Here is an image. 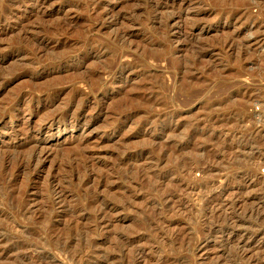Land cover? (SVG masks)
I'll return each instance as SVG.
<instances>
[{
  "label": "rangeland",
  "instance_id": "rangeland-1",
  "mask_svg": "<svg viewBox=\"0 0 264 264\" xmlns=\"http://www.w3.org/2000/svg\"><path fill=\"white\" fill-rule=\"evenodd\" d=\"M52 1L45 13H40L38 18L30 19L29 15L33 10L32 1L27 0L25 6L22 5V9L19 10L15 5L19 4V0H0V28L12 29V32H0V109H2L1 106H4L7 110L6 117L4 116L0 121V144L3 147L18 145V142L20 144L26 142L25 139H34L38 145V151H41V159L39 158L38 162L42 166V170L37 173V180L32 181L28 173L24 174L26 176L22 175L23 177L18 179L20 183L17 181L18 183L16 182L13 189L12 187L6 188L3 194L4 199L0 194V201L7 202L6 195L16 193V191L21 192L24 188L21 186L23 183L27 182L32 187L24 196V203L29 204L27 205V218H13L7 208H5L6 211L0 209L4 211L0 215V264H76L69 262L68 257L83 247H85L88 257L85 256L82 264H264V102L262 99L264 91V0H201L202 2L198 0L201 2L199 7L192 4L189 10L185 11L178 9L177 1L172 0ZM196 1L194 0L193 3ZM193 7L195 8L193 9ZM198 8L214 11L199 15ZM238 11L242 15H239L237 19L233 16ZM106 15L108 16L106 17ZM170 16L175 18L173 20L168 18V20L167 17ZM176 16H180V18L176 19ZM101 17L104 19L103 26L89 28L99 22ZM28 20L30 21L27 22ZM183 20L188 23L185 24ZM232 20L234 25L227 26ZM57 25L61 27L60 32H51V29ZM27 29L28 31H26ZM90 29L95 31L88 32L87 30ZM116 35L126 36V38L119 41ZM36 37L45 38L44 46L47 47L48 53L46 51L42 56L39 54L38 58L31 56V59H34L31 61L30 58H24L22 55L25 56L24 54L32 49L30 48L33 47L31 40ZM232 38L235 39L234 46L226 47L224 42ZM258 41H262L261 44H257ZM95 46H101L104 52L101 55H92L86 61L85 68L81 67L82 56L88 49ZM235 48L237 49L235 50ZM65 52L67 54L72 52L71 56L73 57L63 60L62 66L60 65L57 69L43 66L49 63L52 58ZM156 54L157 56H154ZM115 55L120 59L118 60ZM151 56L159 58L153 60ZM187 60L191 65L193 64L192 66L196 70L190 76V70L194 71V67L184 69L188 72V77L185 76L187 73L182 70V62L187 63ZM40 61L41 66L38 67ZM97 62L107 66L109 64V67L117 63L122 66L134 63L136 67L123 74L115 70L111 77L103 75L104 79L102 78V80H107V82L110 80V82L106 84L105 88H98L99 91L96 90L94 93V91L91 92L90 85H84L78 80L80 76H86V72L97 66ZM34 67L35 69H33ZM66 67L71 70L65 71ZM167 68H170V71ZM76 74L79 79L75 77ZM55 76L57 81H54ZM58 76H61V80L64 81L58 80ZM73 76L77 79L74 80ZM182 76L191 77L192 80H190L194 81L191 83L193 85L191 88L196 90L199 86L197 90L201 91L200 96L198 95L199 98L195 99L196 103L192 100V105L188 97L191 84H188V79L185 77L184 79ZM150 77L153 82L149 81ZM183 79L185 83L182 82ZM72 80L73 83H71ZM34 81H37L35 85L30 84ZM94 81L92 80V82ZM160 81L164 82L163 85L165 83L167 85L166 92H160V95L166 97L167 106L170 107L156 106L152 112H163L168 114L166 117L164 115L160 119L154 120L153 123H143L142 121H145L147 115L134 114L133 118L131 117L128 122L122 124L121 119L128 115L127 109L122 107L121 112L123 113L119 111L117 117L113 116L116 117V120L110 115L114 106H117L120 101L125 102L127 96L133 93L131 85L145 83L147 88L154 89L158 88L157 82ZM92 82L90 81V84ZM50 84L58 85L57 88L64 92L58 100L53 102V107H57L58 112L71 110L74 107L73 104L64 106L74 90L88 95L90 100L78 105L79 108L73 116L67 117L66 120L57 119V122L55 120L52 125L40 121L42 120L40 118L48 113L41 111L42 104L36 103L38 101L36 99L31 107L32 111H25L23 106L17 105V103L12 105L13 107H6L7 102L2 101L8 97L7 94L12 98L15 95L32 93V91L36 98H40L44 88ZM152 84L153 86H151ZM160 84L162 85V83ZM177 86L180 87L177 88ZM195 86L197 88H194ZM159 91L158 88L157 92ZM183 95L189 100L185 101ZM9 97L6 100L11 99ZM184 101L189 102V106L187 104L184 106ZM216 101L219 102L217 107L212 111H204L205 103ZM142 106L140 105L133 113ZM9 109L11 110L9 111ZM56 109L55 111H57ZM37 115L40 117L38 118ZM189 116L198 119L195 124V126L199 125L195 127L197 129L191 122L194 118L191 117V120ZM187 117L190 118V121ZM11 119L14 120L10 121ZM185 119L186 122L191 123L187 122L186 124ZM166 125H169L176 134L172 130L163 132ZM26 128L32 129V132L21 133ZM192 129L194 130L192 131ZM139 130L144 136L132 139L133 134ZM152 137L155 141L149 140ZM210 138H214V142L209 141ZM11 141H16L14 142L16 144ZM80 143L82 145L88 143L83 146L96 161L103 158L114 159L117 156L115 159L116 162L119 161L120 165L135 163L136 168L132 166L133 169H131L133 174L142 172L139 171L140 168L146 170L150 168L149 171H146L149 173L157 171L158 176L163 177L160 192L170 188L171 182L177 181L180 185H185L182 188L183 191L177 192V197L175 196L174 200L175 204H180V210L176 209L175 212L172 210L171 214L166 212L171 215L168 216L170 219L156 221L157 223H153L150 228L138 227L140 220H143L144 214L151 208V203L155 199V194L146 195L148 189L141 186L142 188L133 189L132 196L136 197L132 200L134 199L135 204H132L133 207L130 208L131 205L129 210L120 209L121 211L118 210L113 214L111 210H108L106 217L102 215L99 222H87V224L80 222V224L71 226L68 223L71 216L82 218L93 213V209L83 212L73 211L71 205L80 195L78 189L73 187L74 185L72 186L73 192L70 191L71 186L64 189L66 202L61 203L62 195L59 194L63 184L59 182V179H62V175H64V173L62 174L65 166L63 163L64 154ZM175 143L179 145L175 146ZM168 144H172L173 146H170L173 148L167 147ZM120 145L123 146V150L127 148L128 151L130 149L129 153H136L137 157L125 156L124 158L120 156L119 153L122 150ZM180 145H185L181 152L184 153L185 150L188 152L182 155L179 151L182 157L192 155L195 152V150L192 151L195 146H197L195 149L199 147L198 150H200L197 155L193 154L197 158L193 157L196 166L192 165L190 172L184 174L187 178L183 175L178 177L172 169V165L179 155L176 154V157H173L172 151L176 149L174 152L179 153L177 148ZM149 148L154 149L151 154L140 156L137 153L141 149ZM57 150L62 153V156L58 152L56 153ZM167 150L169 158L173 153L171 158L173 160L167 158L168 156L167 159L159 158ZM152 155L154 156L152 157ZM61 157L64 159L63 161H61ZM90 171L92 175L96 174L94 171ZM91 172L88 176H92ZM123 172L122 169L120 172L117 169L114 174L117 176H112L115 184L119 185L116 192L112 191L116 195H119V192L123 191L127 185L125 182L127 174ZM52 174H55L56 180L49 178ZM118 175H122V177ZM61 179L60 181L63 182ZM256 182L262 186V196L259 190L261 187L252 186ZM24 184L23 186H25ZM96 184L95 181L90 184L91 194L88 199L94 200L97 197L102 198V201L111 202L112 200V202L122 205L123 201L119 202L116 195H113L106 187H99L100 185L96 187ZM110 184L109 181L108 185ZM41 189L44 191L42 192ZM128 189L127 185L124 190ZM2 201L0 203L4 202ZM50 202L55 203L52 213H50L52 221L49 220V225H54L55 232L65 233L68 231L69 225L73 227L71 232L76 239L74 238L68 247H63L61 243L48 241V236L42 233L45 224L38 223L41 215L39 210L43 204L47 205ZM4 203L0 204L1 208L5 207ZM163 204L158 208L160 214L165 213L164 210H167L166 207L170 203ZM94 211L97 212V208L96 210L94 208ZM39 230L42 231L39 233ZM34 231H38L37 235H31L30 232ZM79 231H82V237L78 235ZM44 242H46L45 246ZM90 252L93 254H89ZM79 264L81 263L79 262Z\"/></svg>",
  "mask_w": 264,
  "mask_h": 264
},
{
  "label": "bare ground",
  "instance_id": "bare-ground-1",
  "mask_svg": "<svg viewBox=\"0 0 264 264\" xmlns=\"http://www.w3.org/2000/svg\"><path fill=\"white\" fill-rule=\"evenodd\" d=\"M26 1L27 0H19V4H15L16 6H18V8H19V10L20 9H22L21 7H22V5H24V4H26ZM28 1H32V7H33V10H32V12L30 13V15H29V17H30V19L31 18H38V16H39V14L40 13H45V11L50 7V4H52L51 2H53L52 0H28ZM171 1V0H170ZM172 1H177L176 2V6H177V8L178 9H180L181 11H185V10H189V8L191 7V5L192 4H196V6L195 7H199L200 6V4H201V0H199V1H201V2H199L198 0L195 2V3H193L194 2V0H172ZM226 1V0H225ZM258 1H261V0H258ZM18 2V1H17ZM211 2V1H210ZM29 5V4H28ZM150 5V4H149ZM148 5V6H149ZM25 6V5H24ZM101 6V5H100ZM99 6V7H100ZM146 6H147V4H146ZM194 6V5H193ZM151 7V6H150ZM149 7V8H150ZM154 7V10L156 11L157 9H156V6L154 5L153 6ZM152 7V8H153ZM158 7V6H157ZM195 7H193V9L195 8ZM25 8V7H24ZM100 9V8H99ZM214 10H210V9H203V8H198V10H197V12L199 13V15H205V14H208V13H212ZM240 11H242V10H240ZM172 15L173 14H175V13H171ZM239 15H242L241 13H239V11H238V13H235L234 14V16L233 17H235V18H237ZM247 15V14H246ZM27 16V15H26ZM108 15H106V17H107ZM246 17V16H245ZM112 18H113V16H112ZM174 19L175 17H172V16H170V17H167V19ZM180 18V16H176V19H179ZM239 18V17H238ZM237 18V19H238ZM1 19V18H0ZM114 19V18H113ZM115 19H116V17H115ZM166 19V20H167ZM168 19V20H169ZM183 19V18H182ZM25 20H27V19H25ZM99 20V19H98ZM30 20H28L27 22H29ZM103 21H104V19H103V17H101V20L99 21V22H97V23H94V25L93 26H91V27H89V28H94V27H99V26H103L104 24H103ZM162 21V20H161ZM184 21V20H183ZM94 22H96V21H94ZM170 22V21H169ZM184 23L185 24H187L188 22H185L184 21ZM23 24V23H22ZM25 24V23H24ZM93 24V23H92ZM233 26L234 24H233V20L232 21H230L228 24H227V26ZM198 26V25H197ZM20 27V26H19ZM18 27V28H19ZM15 28V27H14ZM17 28V27H16ZM88 28V27H87ZM86 28V29H87ZM96 29H98V28H96ZM12 29H8L7 27H2V28H0V32H7V31H11ZM60 30H61V27H59V25H57V26H54L52 29H51V32H60ZM95 31L94 29H90V30H87L88 32H91V31ZM14 31V30H13ZM26 31H28V29L26 30ZM30 31V30H29ZM86 31V32H87ZM92 31V32H93ZM12 32V31H11ZM23 32V31H22ZM47 32H50V31H47ZM128 36V35H127ZM35 38V37H34ZM116 38H119V41L120 40H123V39H125L126 38V36H121V37H119V35L117 36L116 35ZM28 39V38H27ZM30 39V38H29ZM28 39V40H29ZM31 39H33V38H31ZM45 38H43V37H36V39H34V40H31V44H33V47L31 46L30 48H32V49H29V51L28 52H26V54H24L25 56H23L22 54V57H26V58H30L31 59V56H36V58H38V56H39V54H41V56L43 55V53L45 52L46 53V49H47V47L46 46H44V42H45V40H44ZM34 41V42H33ZM117 42V41H116ZM234 42H235V39L234 38H232V39H230V40H228V41H225L224 43L226 44V47H230L231 45V47H233L234 46ZM261 42L262 41H258V43L257 44H261ZM91 44V43H90ZM89 44V45H90ZM224 45V44H223ZM223 47V46H222ZM225 47V48H226ZM61 48V47H60ZM201 48H202V46H201ZM204 48V47H203ZM224 48V47H223ZM238 48V47H237ZM237 48H235V50L237 49ZM77 49V48H76ZM227 50V49H226ZM56 52L58 51V50H55ZM70 51V50H69ZM72 51V50H71ZM76 51V50H75ZM68 52V51H67ZM74 52V51H73ZM76 52H78V51H76ZM104 52V50H103V48L101 47V46H95V47H91L90 49H88L86 52H85V54L82 56V60H81V62H80V64H81V67L83 66H85V63H86V61L87 60H89L91 57H92V55H101L102 53ZM24 53V52H23ZM47 53H48V51H47ZM66 53V52H65ZM65 53H61L62 55H58V56H56V57H54V58H52V60L51 61H49V63H47V64H45V65H43V66H48V67H52V68H56L57 69V67H59L60 65H61V62L63 61V60H67L68 58L69 59H72L71 57H73V56H71V53L72 52H69V54H65ZM108 53V52H107ZM111 53V52H110ZM55 54H57V53H55ZM77 54V53H76ZM20 55V56H21ZM45 55V54H44ZM72 55H74V54H72ZM107 55V54H106ZM116 56V55H115ZM121 56V55H120ZM123 56V55H122ZM154 56H157V54L156 55H154ZM154 56H151V58L153 59V60H156V59H158L159 57H154ZM160 56V55H159ZM200 56V55H199ZM18 57V56H17ZM76 57V56H75ZM79 57V56H78ZM104 57V56H103ZM150 57V56H149ZM149 57H147V58H149ZM204 57V56H203ZM33 58V57H32ZM35 58V57H34ZM102 58V57H101ZM116 58H117V56H116ZM156 58V59H155ZM171 58V57H170ZM198 58V57H197ZM196 58V59H197ZM118 59V58H117ZM120 59V58H119ZM118 59V60H119ZM172 59V58H171ZM199 59V58H198ZM198 59H197V61H198ZM201 59V58H200ZM203 59V58H202ZM32 60H34V59H31V61ZM38 60V59H37ZM115 60V59H114ZM185 62H186V60H184ZM182 62L183 64H182V70H183V72L185 73L186 72V70H187V67H190L191 68V66L193 65H191L190 64V62H189V64H188V62L187 63H185V62ZM194 61V60H193ZM38 62V61H37ZM36 62V63H37ZM78 62V61H77ZM112 62V61H111ZM169 62H170V60H169ZM172 62V61H171ZM40 63H41V61L39 62V66L38 67H40L41 65H40ZM100 63V62H99ZM108 63H109V61H108ZM114 63V62H113ZM195 63H197L196 62V60H195ZM38 64V63H37ZM44 64V63H43ZM97 64V66H95V67H93L91 70H89L88 72H86L85 74H87L86 76L84 75L83 77L82 76H80L79 78L77 77L78 76V74H79V72H80V69H79V71H77V73L78 74H76L75 75V77H77L79 80L78 81H81V82H83L84 83V85H90V87H91V92H93L94 91V93H96L95 91L96 90H98V88H101V87H106V84H108L109 82H110V80H109V82H107V80H105V81H103L102 80V78L104 79V76L103 75H108V76H110L111 77V75L112 74H114L113 72H115V70H117L118 72H120L121 74H123V73H125L126 71H131L132 70V68H134V67H136V66H134L135 64L133 63V65L131 64V65H121L120 63V65L117 63L116 65L115 64H113V66H110L109 67V64H108V66L105 64L104 65V63H100V64H98V62L96 63ZM111 64V63H110ZM181 65V64H180ZM180 65L178 66V68L180 67ZM42 66V67H43ZM62 66V65H61ZM171 66V65H170ZM196 67H197V65H195ZM37 67V68H38ZM168 67V66H167ZM192 67H194V66H192ZM78 68V67H77ZM85 68V67H84ZM33 69H35V67L33 68ZM46 69V68H45ZM168 69V68H167ZM170 69V68H169ZM168 69V70H169ZM172 69V68H171ZM184 69H186L185 71H184ZM12 70H15V69H12ZM37 70V69H36ZM62 71H63V69H61ZM69 70H71L69 67H66L65 68V71H69ZM60 71V70H59ZM170 71V70H169ZM168 71V72H169ZM177 70H175V72H176ZM192 71H193V69H192ZM191 70H190V72H191V74H190V76L191 75H193L194 74V72L196 71L195 70V67H194V71L192 72ZM16 73H18L17 71H15ZM14 72V73H15ZM64 72V71H63ZM76 72V71H75ZM172 72V71H171ZM10 73V72H9ZM14 73H12V74H14ZM170 73V72H169ZM172 73H174V72H172ZM177 73V72H176ZM187 73V75H185V76H187L188 77V72H186ZM24 74V73H23ZM27 74V73H26ZM181 74V73H180ZM10 75V74H9ZM19 75V74H18ZM60 75V74H59ZM81 75V74H80ZM83 75V74H82ZM174 75H175V73H174ZM173 75V76H174ZM184 75V74H183ZM14 76V75H13ZM31 76H32V74H31ZM61 76H63L64 77V75H62L61 74ZM61 76H58V80L60 79L61 80ZM69 76V75H68ZM184 76V77H185ZM66 77H67V75H66ZM65 77V78H66ZM72 77V76H71ZM74 77V76H73ZM73 78L74 80L75 79H77V78ZM89 77V78H88ZM183 77V76H182ZM183 77V78H184ZM32 78H34V77H32ZM38 78V77H37ZM57 77L55 76V79H54V81L56 80L57 81V79H56ZM68 78V77H67ZM116 78V77H115ZM114 78V79H115ZM175 78V77H174ZM186 78V77H185ZM184 78V79H185ZM193 78V77H192ZM12 79V78H11ZM31 79V78H30ZM64 79V78H63ZM110 79V78H109ZM145 79V78H144ZM147 79V78H146ZM184 79L182 80V82H184L185 83V81H184ZM186 79H188L187 81H188V84H191L192 82H194V81H191L192 79H191V77H189V78H186ZM191 79V80H190ZM193 79H195V78H193ZM66 80V79H65ZM69 80H71V79H69ZM92 80L94 81V82H92ZM119 80V79H118ZM151 80V77H150V79H149V81ZM153 80V79H152ZM151 80V81H152ZM196 80V79H195ZM32 81V80H31ZM53 81V82H54ZM61 81H64V80H61ZM90 81L92 82V84H90ZM145 81V80H144ZM155 81V80H154ZM163 81V80H162ZM180 81V80H179ZM37 81H34L33 83L31 82L30 84H34L35 85V83H36ZM52 82V83H53ZM67 82H70V81H67ZM81 82H80V84H81ZM146 82V81H145ZM153 82V81H152ZM198 81H196V83H197ZM55 83H57V82H55ZM60 83H62V82H60ZM71 83H73V80H72V82ZM144 83V82H143ZM142 83V84H143ZM148 83V82H147ZM160 83H162V85L160 84ZM163 83L164 82H157V86H158V88H159V92H157V90H158V88H156V91H154L155 90V88L154 89H151V87H149V88H147V84H143V85H131V86H133V93H131V94H129L128 96H127V99L125 100V102H122V101H120L118 104H117V106H114L113 108H112V114H110L112 117L113 116H116L117 115V113L120 111H122V107L124 108V109H127V113H128V115L124 118V119H121V123L122 124H124V123H126V122H128V120L129 119H131V117L133 118V115L134 114H139L140 116L142 115V114H145V115H147L146 117H145V121H142L143 123H153L154 122V120H158V119H160L162 116H164V117H166L167 115L166 114H164L163 112H152V111H154L155 110V107L157 106H166V107H170V106H167L168 104H167V100H166V97L165 96H163V97H161L162 95H160V92L161 93H164V92H166V89H168V88H166L167 87V85H166V83H165V85H163ZM180 83H181V81H180ZM179 83V84H180ZM195 83V85H197ZM64 84V83H63ZM111 84H112V82H111ZM139 84V83H138ZM150 84V83H149ZM154 84V83H153ZM153 84L151 85V86H153ZM155 84H156V82H155ZM186 84H187V82H186ZM185 84V85H186ZM187 84V85H188ZM198 84H199V82H198ZM33 85V86H34ZM37 85V84H36ZM61 85V84H60ZM59 85V86H60ZM186 85V86H187ZM192 85V84H191ZM190 85V89H192L191 91H190V89L188 90L189 91V98H190V103H191V105H192V103H193V101L195 102V99H198L199 97H198V95H199V93L201 92V91H199V90H197V89H199V86H198V88H197V86H195L194 88H197L196 90L194 89L193 90V88H191V87H193V85L191 86ZM200 85V84H199ZM73 86V85H72ZM75 86V85H74ZM180 86H182L181 84H180ZM180 86H177V88L178 87H180ZM30 87H31V85H30ZM46 87V86H45ZM58 87V85H55V84H50V85H48L46 88H44V90L42 91V96L40 97V98H36L35 96H34V92L32 91V93H29L28 92V94H21V95H15V96H13L12 98L11 97H9V94H7L8 95V97L9 98H11V99H9V100H2V101H6L5 103V106L6 107H13L12 105H15L16 103H17V105L19 104V105H22L23 106V109L25 110V111H28V110H31V109H33V108H31L32 107V105H33V103H35L34 101H35V99L36 100H38L36 103H38V104H42V110L41 111H44V112H47L48 114L47 115H45L44 117H41L40 119H42V120H40L42 123H49V124H53V122L56 120V122H57V119H61V120H66L67 119V117H70L71 115L73 116L74 115V113H76V110L79 108L78 107V105H80V104H83V102L84 103H86V101H88V100H90L89 99V96L88 95H85V94H83V92L81 93V92H79L78 90H74L73 91V93H71L72 95H70V97H69V99L67 100V103L66 102H64V103H66L64 106H67V105H69V104H73V108H71V110H66V111H63V112H58V110L56 109L57 107H55V109L57 110V111H55V109H54V107H53V102L55 101V100H58L59 99V97H61V95L64 93L63 92V90L62 89H58L57 88ZM185 87V86H184ZM184 87H183V90H184ZM37 88V87H36ZM71 88V87H70ZM73 88V87H72ZM186 88V87H185ZM31 89H32V87H31ZM35 89V88H34ZM21 90V89H20ZM30 90V89H29ZM179 90V89H178ZM181 90V89H180ZM186 90V89H185ZM18 91V90H17ZM34 91H36V90H34ZM41 91V90H40ZM40 91H38V92H40ZM65 91V90H64ZM99 91V90H98ZM97 91V92H98ZM150 91V92H149ZM164 91V92H163ZM187 91V90H186ZM187 91V92H188ZM15 92V91H14ZM23 92V91H22ZM67 92V91H66ZM65 92V93H66ZM147 92H149L148 94H147ZM168 92V91H167ZM18 93V92H17ZM27 93V92H26ZM182 93H183V91H182ZM5 94V93H4ZM14 94H16V93H14ZM177 94V93H176ZM180 94V93H179ZM1 95V94H0ZM36 95V94H35ZM67 95H68V93H67ZM187 95V94H186ZM177 97H178V94L176 95ZM200 96V95H199ZM67 97V96H66ZM169 97V96H168ZM167 97V98H168ZM171 97V96H170ZM174 97V96H173ZM180 97V96H179ZM187 97V96H186ZM198 97V98H197ZM5 98V97H4ZM183 98H184V95H183ZM183 98H181V99H183ZM61 99V98H60ZM185 99V101H187V100H189V99H187V98H184ZM187 99V100H186ZM172 100V99H171ZM177 100V99H176ZM193 100V101H192ZM60 101V100H59ZM169 101V100H168ZM173 101V100H172ZM175 101V100H174ZM183 101V100H182ZM184 101V106L187 104L188 106H189V102L187 103V102H185ZM197 101V100H196ZM215 101V100H214ZM176 103V102H175ZM196 103V102H195ZM56 104H57V102H56ZM115 104V105H116ZM142 106L140 109H138V111L137 112H135V113H133V111H135V110H137V108H139V106ZM173 105H175L174 104V102H173ZM182 105H183V103H182ZM219 105V102H208L207 104L205 103V105H204V111L205 112H208V111H212L215 107H217ZM179 106V105H178ZM98 107V106H97ZM166 107H164V109H166ZM174 107V106H173ZM176 107V106H175ZM174 107V108H175ZM187 107V106H186ZM191 107V106H190ZM1 108L3 109H0V121L3 119V117L6 115V112H7V110L5 109V107L3 106H1ZM154 108V109H153ZM12 109V108H11ZM11 109H9V111L11 110ZM62 109V108H61ZM68 109V108H67ZM96 109V108H95ZM95 109H93V110H95ZM177 109V108H176ZM2 110V111H1ZM98 110H100V109H98ZM173 110V109H172ZM180 110V109H179ZM202 110V109H201ZM24 111V112H25ZM32 111V110H31ZM165 111H167V109L165 110ZM30 112V111H29ZM95 112V111H94ZM168 112H169V110H168ZM171 112V111H170ZM121 113H123V112H121ZM125 113H126V111H125ZM151 113V114H150ZM8 114V113H7ZM190 114V113H189ZM40 116L42 115V114H39ZM109 115V116H110ZM174 115H175V113H174ZM39 116V117H40ZM195 116V115H194ZM194 116H191V117H193L194 118ZM6 117V116H5ZM37 117H38V115H37ZM38 117V118H39ZM117 117V116H116ZM115 117V118H116ZM190 117V116H189ZM190 117V118H191ZM86 118V117H85ZM114 118V117H113ZM114 118V119H115ZM119 118V117H118ZM188 118V117H187ZM190 118H188V120L190 119ZM10 119V118H9ZM112 119V118H111ZM113 119V120H114ZM5 120V119H4ZM12 120H14V119H11L10 121H12ZM39 120V119H38ZM116 120V119H115ZM170 120V119H169ZM191 120H192V118H191ZM197 118H194V120L193 121H191L192 123H193V127L195 128V127H197V126H199V125H197V126H195V124H196V122H197ZM119 121V120H118ZM190 121V120H189ZM130 122V121H129ZM141 122V123H142ZM185 122H186V119H185ZM188 122V121H187ZM187 122H186V124H187ZM191 122H188V124L189 123H191ZM41 123V124H42ZM108 123H109V120H108ZM113 123H114V121H113ZM112 123V124H113ZM169 123V122H168ZM180 123V122H179ZM184 123V122H183ZM111 124V123H110ZM185 124V123H184ZM183 124V125H184ZM198 124V123H197ZM3 125V124H2ZM48 125V124H47ZM26 126V125H25ZM114 126V125H113ZM116 126V125H115ZM175 126V125H174ZM187 126V125H186ZM188 126H191V125H188ZM31 127V126H30ZM29 127V128H30ZM143 127V126H142ZM141 127V128H142ZM181 127H183V126H181ZM104 128H106V127H104ZM177 128V127H176ZM179 128V127H178ZM107 129V128H106ZM189 129H190V127H189ZM195 129H197V128H195ZM21 130V129H20ZM32 130V129H31ZM30 129H28V128H26V129H23V131L21 132V133H23V134H29L30 133V131H31ZM109 130V129H108ZM171 128H170V126L169 125H166V126H164V128H163V132L164 131H166V132H171ZM194 129H192V131H193ZM13 131H15V130H13ZM161 131V132H162ZM172 131H174V130H172ZM32 132V131H31ZM38 132V131H37ZM175 132V131H174ZM189 132L191 133V131L189 130ZM196 132V131H195ZM12 133H14V132H12ZM190 133H187V134H190ZM194 133V132H193ZM17 134V133H16ZM175 134H176V132H175ZM192 134V133H191ZM33 135H35V134H33ZM37 135V134H36ZM174 135V134H173ZM16 136V135H15ZM14 136V137H15ZM17 136H19V134H17ZM16 136V137H17ZM21 136H23L22 134H21ZM25 136V135H24ZM144 136V134H142L141 132H140V130H139V132L137 131V132H135L134 134H133V136H132V139H138V138H141V137H143ZM30 137V136H29ZM33 137V136H32ZM35 137V136H34ZM37 137H38V135H37ZM173 137V136H172ZM197 137V136H196ZM19 138V137H18ZM40 138V137H39ZM153 138V137H152ZM149 139L150 141L152 140V141H155V139L153 138V139ZM175 138H177V137H175ZM179 138V137H178ZM192 138V137H191ZM202 138V137H201ZM201 138H199V139H201ZM11 139H12V137H11ZM10 139V140H11ZM14 139H16V138H14ZM37 139V138H36ZM174 139V138H173ZM179 139H182L181 137L179 138ZM179 139H177V140H179ZM213 139L214 138H210L209 139V141H211V142H214L213 141ZM18 140V139H17ZM186 140V139H185ZM185 140H184V142H185ZM194 140H195V138H194ZM193 140V141H194ZM12 141H13V139H12ZM11 141V142H12ZM25 141L26 142H24L23 144L21 143L20 144V142H18V145H6V146H1V144H0V194L1 195H3L4 194V192H5V190H6V188L7 189H9V187L11 188L12 187V189H13V186H15V184H17L19 181H18V179L20 178V177H23L22 175H24V174H27L28 173V175H30V177L32 178V181H35V180H37L36 179V176H37V173L39 172V170H42V166H40L39 165V162H38V160H39V158H40V153H41V151H38L39 150V148H38V145H37V143H35L34 142V139H32V138H29V139H25ZM176 141V140H175ZM182 141V140H181ZM187 141V140H186ZM200 141V140H199ZM14 142H16V141H14ZM14 142H12V143H14ZM88 142V141H87ZM79 143V142H78ZM125 144H126V142H124ZM171 143V142H170ZM180 143V142H179ZM191 143V142H190ZM218 143V142H217ZM14 144H16V143H14ZM86 145L88 144V143H85ZM85 144H83V145H85ZM178 144V143H177ZM176 143L174 144L175 146L177 145ZM81 143L80 144H77V146L75 145V147L73 148V149H71L70 151H67V153L66 152H64V153H66V154H64L65 155V157H63V158H65V160L64 159H62V157H61V161H63L64 160V162L63 163H65V166H64V171L62 172V174L64 173V175H62V179L61 180H63V182L62 181H60V179H59V182L62 184L61 185V187H60V191H59V194H61L62 195V197L60 198L61 199V203H63V202H66V198H65V193H64V189L66 190V188H68V187H70L71 188V190L70 191H72V186L73 187H76L77 189H78V191H79V198L77 199V200H75L74 201V204H72L71 205V208L73 209V211L74 210H77V211H88V210H91L92 211V209H93V213L95 212L94 211V208H95V210H96V208H97V212H95L94 214L93 213H90L91 215L93 214V216H91V215H85V216H83L82 218H74V217H70V219L68 220V223L72 226V225H75V224H77V223H79L80 224V222H82V224H87V222H99V219L101 218V216L103 215L104 217H106L105 215H106V213H108V210H111V213L113 214L114 212H118V210H129L128 208L133 204H135L134 202V199L132 200V198H134V197H136V196H132V192H133V189H136V188H138V187H141V186H145L147 189H148V192L146 193V195H148V194H155L154 196H155V199L152 201V203H151V211H150V209H148V211H150V212H148L147 211V213H145V211H144V216H143V220H140V222H139V225H138V227H141V228H150V227H152V225H153V223H157L156 221H161V219H167V218H169L171 215H168V214H166V212H170V214H171V211L173 210L174 212L175 211H177V210H180V204L178 203H174V202H176V201H174L175 200V196L177 197V192H180L181 190H182V188H184V186L185 185H180V183L179 182H171V187L170 188H168V189H166L165 191H161L160 192V186H161V180L163 179V177L162 176H158V174H157V171H155V172H152V173H149V172H146V171H149V169H142V168H140L139 169V171H142V172H139V173H132L131 171V169H133L132 168V166H134L135 165V163L134 162H131V164H121L120 165V163H119V161L117 160V162H116V157L113 159V158H107V159H104L103 158V156H102V160H100V161H96V159H94L93 157H92V155L90 154V152L89 151H87L86 150V147H84ZM123 145V144H122ZM122 145H120V146H122ZM170 145H172V144H170ZM169 144L167 145V147L168 146H170ZM179 145V144H178ZM124 146V145H123ZM123 146L121 147V149L123 148ZM173 146V145H172ZM172 146H170L171 148H173ZM184 146L185 145H180V146H178V148H177V151L179 152H181L182 151V149H184ZM188 146V145H187ZM40 147V146H39ZM125 147V146H124ZM192 147V146H191ZM197 146H195V148H196ZM41 148V147H40ZM44 148V147H43ZM153 148V147H152ZM166 148V147H165ZM170 148V149H171ZM174 148H176V147H174ZM194 147H193V149H192V151L193 150H195V152L194 153H192V151H191V149H190V151H191V153H192V155H189V154H187V155H189V157L187 156V157H185V156H183L182 157V155L186 152V153H188L186 150H185V152L183 153V152H181V154H180V152L179 153H175L174 151L176 150H174V151H172L173 153H171V157L169 158V154H168V150L165 152L164 151V153L162 154V157H159V158H162V159H167V158H169V159H171L172 158V154L174 155L173 157H176L175 155L176 154H179L176 158H178L177 160H176V162L172 165V169L175 171L174 173L175 174H177L178 175V177H180V175H183L184 176V174L186 173H189L190 171V169H191V167H192V165H194L195 164V160H193V157L195 156V158H196V155L198 154L197 152H199L200 150H198V148L197 149H195ZM69 149V148H68ZM127 149V148H126ZM125 148H124V150L122 151L121 150V152L119 153V155L120 156H122V157H124L125 158V156H129V157H137L136 156V153H134L133 154V152H131V153H129L130 152V149H129V151H128V149L126 150ZM41 150H42V148H41ZM117 150H119V148H117ZM116 150V151H117ZM134 150V149H133ZM132 150V151H133ZM173 150V149H172ZM188 150V149H187ZM43 151V150H42ZM128 151V152H127ZM154 151V149H151V148H149V149H147V150H140V151H138L137 153L138 154H140V156L141 155H143V156H146L147 154H151V152H153ZM171 151V150H170ZM169 151V152H170ZM176 151V152H177ZM201 151H202V149H201ZM58 152V150L56 151V153ZM61 152V151H60ZM196 153V155H193V154H195ZM58 154L60 155L61 154V156H62V153H59L58 152ZM113 154V153H112ZM168 154V155H167ZM63 155V156H64ZM115 155H116V153H115ZM118 155V156H119ZM133 155V156H132ZM105 156V155H104ZM113 156H114V154H113ZM154 155H152V157H153ZM168 156V157H167ZM181 156V157H180ZM110 157V156H109ZM152 157H150V158H152ZM167 157V158H166ZM119 158V157H118ZM127 158V157H126ZM156 158H157V156H156ZM194 158V159H195ZM41 159V158H40ZM121 159V158H120ZM130 159V158H129ZM158 159V158H157ZM157 159L155 160L156 162H157ZM197 159V158H196ZM127 160V159H126ZM150 160V159H149ZM171 160H173V159H171ZM175 160V159H174ZM133 161V160H132ZM151 161H153V160H151ZM154 161V162H155ZM161 161V160H160ZM164 161V160H163ZM154 162H153V165H154ZM155 162V164L157 165V163ZM62 163V162H61ZM197 163V162H196ZM58 164H60V163H58ZM64 165V164H63ZM121 166V167H120ZM138 166V165H137ZM195 166H196V164H195ZM119 167H120V169H119ZM135 167V166H134ZM136 168V167H135ZM135 168H134V170H135ZM147 168V167H146ZM160 168V167H159ZM194 168V167H193ZM196 168V167H195ZM117 169L119 170V172H120V170L122 169L124 172V174H127L126 175V183H127V185H128V187H129V189L127 190V191H125L124 189H126V187H127V185H126V187H124L123 188V191H120V189H119V195L117 194H114L112 191L113 190H115V192L117 191L116 189H118L119 187V185L118 184H115V181L112 179L113 177L112 176H117V175H114V174H116V171H117ZM171 169V170H172ZM57 170V169H56ZM90 170H92V171H94L96 174L95 175H92V172L90 171ZM133 170V171H134ZM60 171H62V170H60ZM136 171V170H135ZM134 171V172H135ZM138 171V170H137ZM189 171V172H188ZM56 172V171H55ZM89 172H91V174L90 175H92V176H88V174H89ZM264 173V172H263ZM49 174V173H48ZM118 174V173H117ZM55 175V174H54ZM53 174L51 175V177L49 176V178H52V179H55V176H54ZM57 175V174H56ZM24 176H26V175H24ZM118 176H121L122 177V175H118ZM184 177H186V176H184ZM190 177V176H189ZM30 178V179H31ZM187 178V177H186ZM57 179V178H56ZM55 179V180H56ZM116 179V178H115ZM119 179V178H118ZM26 180V179H25ZM24 180V182H26ZM27 180H28V178H27ZM120 180V179H119ZM124 180H125V178H124ZM189 180V179H188ZM191 180V179H190ZM18 181V182H17ZM93 181H95V183H97L95 186L97 187V185H100L99 187H106L109 191H111L112 193H113V195H116L115 197H118V199H119V202H120V200L121 201H123V202H121V204L122 205H118L116 202H112V200H111V202L110 201H102L101 199H99V198H97V197H95L96 199H88V198H90V194H91V192H90V184L93 182ZM109 181H110V185H108L109 184ZM116 181H118L117 179H116ZM192 181V180H191ZM17 182V183H16ZM22 182V181H21ZM47 182V181H46ZM51 182V181H50ZM49 182V183H50ZM53 182H55L54 180H53ZM58 182V183H59ZM119 182V181H118ZM117 182V183H118ZM124 182V183H125ZM186 182H187V180H186ZM190 182V181H189ZM20 183V182H19ZM36 183V182H35ZM125 183V184H126ZM262 183V182H261ZM24 184V183H23ZM23 184L21 185L22 187H24L23 188V190L21 191V192H17L16 191V193H11V194H7L6 195V200H7V202H5L4 200V205H5V207L3 206V208H1L0 207V209H4L5 211H6V209L5 208H7V210H9V213L10 214H12V216H13V218L14 217H16V218H18V217H26L27 215H26V213H27V211H28V208H27V205H29V204H25L24 203V196H25V194L26 193H28V190L30 189V184L28 185L27 184V182H26V184H24L25 186H23ZM44 184H46V183H44ZM43 184V185H44ZM120 184H121V182H120ZM32 185H34V184H32ZM50 185V184H49ZM48 185V186H49ZM18 186V185H17ZM36 186H38V185H36ZM252 186H257V187H261L259 190L261 191V196H262V186H261V184L260 183H258V182H256V183H254V185L252 184ZM22 187H21V189H22ZM39 187H42V186H39ZM39 187H37V188H39ZM44 187H45V189H46V186L44 185ZM44 187H42L43 189H44ZM169 187V186H168ZM32 188V187H31ZM35 188V187H34ZM105 188V189H106ZM142 188V187H141ZM144 188V187H143ZM14 189H15V187H14ZM99 189V188H98ZM104 189V190H105ZM122 189V188H121ZM18 190V189H17ZM48 190V189H47ZM46 190V191H47ZM50 190V189H49ZM96 190V189H95ZM11 191V190H10ZM31 191V190H30ZM39 191H40V189H39ZM38 191V192H39ZM41 191L43 192L44 190H42L41 189ZM69 191V190H68ZM183 191V190H182ZM37 192V193H38ZM42 192H40V193H42ZM73 192V191H72ZM72 192H71V194H72ZM80 192H83L82 194L80 193ZM95 192V191H94ZM97 192V191H96ZM45 193V192H44ZM70 193V192H69ZM77 194H78V192H76ZM75 193V194H76ZM107 193V192H106ZM109 193V192H108ZM135 193H136V191H135ZM134 193V194H135ZM68 194V193H67ZM42 195H43V193H42ZM42 195H40V196H42ZM72 196V195H71ZM145 196V195H144ZM73 197V196H72ZM78 197V196H77ZM1 198H2V196H1ZM38 198H40V197H38ZM75 198V197H74ZM2 199H4V195H3V198ZM0 201V202H1ZM114 201H116V200H114ZM118 201V200H117ZM134 201V202H133ZM37 202V201H36ZM49 202V201H48ZM53 202V201H52ZM52 202H50L49 204H47V205H42L41 206V204L40 205H38L39 207H40V210L39 211H41V215H40V218L38 219L39 220V222L38 223H41V222H43L45 225H43V232L42 233H45L47 236H48V241H51L52 243H61V245H63V247H68V245L70 244V243H72L73 241H74V234H73V232H71L72 231V229H73V227H71L70 225L68 226V231L67 232H65V233H56L55 232V230H54V225L53 226H51V225H49V223H50V221L49 220H51L50 218H51V216H50V213H52L51 211H52V207H53V205L55 204H53ZM166 202H169L170 204L166 207V209L167 210H164L165 211V213H163V214H160L159 213V206L161 205V204H163V203H166ZM3 203H0V204H3ZM69 203V202H68ZM116 203V204H115ZM168 204V203H167ZM133 205L130 207V208H132L133 207ZM164 205V204H163ZM181 205H182V203H181ZM29 207V206H28ZM165 207V206H164ZM39 209V208H38ZM163 209V208H162ZM177 209V210H176ZM120 210V211H121ZM71 211V210H70ZM172 211V212H173ZM4 211H2V210H0V215L3 213ZM43 212V213H42ZM40 213V212H39ZM38 213V214H39ZM110 213V212H109ZM166 214V215H165ZM251 214H252V212H251ZM260 214V213H259ZM52 215V214H51ZM70 215V214H69ZM111 215V214H110ZM66 216V215H65ZM102 216V217H103ZM169 216V217H168ZM172 216H174V215H172ZM253 216V215H252ZM260 216V215H259ZM8 217V216H7ZM27 218V217H26ZM170 219V218H169ZM172 219V218H171ZM13 220H15V219H13ZM13 220H12V223H14L13 222ZM27 220V219H26ZM29 220V219H28ZM33 220V219H32ZM173 220V219H172ZM7 221H9V220H7ZM52 221V220H51ZM166 221V220H165ZM177 221H179V220H177ZM10 222H11V219H10ZM36 222V223H37ZM170 222V221H169ZM35 223V222H34ZM98 224V223H97ZM57 226V225H56ZM42 230H39V233H40V231H42ZM30 233H32L31 235H37V233H38V231L36 232V231H34V232H30ZM78 235L80 236V237H82V231H79L78 232ZM76 239V238H75ZM80 239V238H79ZM45 243L46 242H44V246H45ZM92 243V242H91ZM49 245V244H48ZM47 245V246H48ZM90 245V244H89ZM123 245H124V243H123ZM262 249H263V247H262ZM89 254H93V253H89ZM85 256H87L88 257V253H86V251H85V247H83L82 249H80L79 251H75L72 255H70L68 258H69V262L71 261V263L72 262H74V263H76V264H79V262L82 264L83 263V261H84V258H85ZM52 264V263H51ZM98 264V263H97Z\"/></svg>",
  "mask_w": 264,
  "mask_h": 264
},
{
  "label": "built area",
  "instance_id": "built-area-1",
  "mask_svg": "<svg viewBox=\"0 0 264 264\" xmlns=\"http://www.w3.org/2000/svg\"><path fill=\"white\" fill-rule=\"evenodd\" d=\"M262 99H263V102H264V91H263ZM263 172H264V170H263Z\"/></svg>",
  "mask_w": 264,
  "mask_h": 264
}]
</instances>
